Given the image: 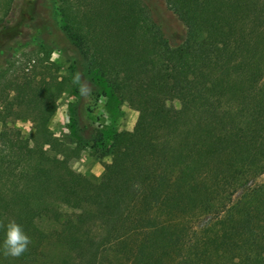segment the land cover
<instances>
[{
  "label": "trees",
  "instance_id": "obj_1",
  "mask_svg": "<svg viewBox=\"0 0 264 264\" xmlns=\"http://www.w3.org/2000/svg\"><path fill=\"white\" fill-rule=\"evenodd\" d=\"M163 1L185 28L177 45L148 0H58L62 27L42 19L46 0H24L0 20V55L26 33L79 71L87 63L139 113L95 183L50 129L67 79L7 80L0 241L14 220L31 243L17 258L0 251V264H264V183L251 185L264 175V0ZM86 96L85 119L99 103ZM12 117L34 123L29 139Z\"/></svg>",
  "mask_w": 264,
  "mask_h": 264
},
{
  "label": "rangeland",
  "instance_id": "obj_2",
  "mask_svg": "<svg viewBox=\"0 0 264 264\" xmlns=\"http://www.w3.org/2000/svg\"><path fill=\"white\" fill-rule=\"evenodd\" d=\"M148 1L154 12L159 14L171 43L173 45L181 43L185 36L184 26L167 10L163 0ZM23 2L24 0H0V20L10 22L12 13L18 11ZM46 4L50 5L51 9H47V6L39 8L40 12L41 10L43 12L42 19L46 20L45 15L49 18L51 16L47 22L62 27L56 11L58 0H46ZM29 23V19L23 22ZM9 40L10 36H5L4 42ZM9 46H14V49L11 50ZM9 46L0 55V76L3 73L7 74V79L0 81V90L7 80L23 74L39 75L49 72L51 77L66 78L68 87L57 101V112L50 121V129L68 147L77 149V154L70 161L72 169L95 183L100 182L105 165L112 159L108 149L114 134L132 132L139 113L131 108L125 99L115 95L100 74L90 71L87 63L85 70L79 71L63 53L28 39L26 33ZM77 75L80 77L79 81L74 79ZM82 85L95 90L99 97L97 108L91 114L85 115L86 119L83 118V105L88 98L80 93ZM12 97L13 93L10 94V99ZM170 105L177 109L180 107L179 102ZM1 126L0 123V130ZM8 126L11 130L19 132L24 140L29 139L34 133V123L29 120H17L16 117H12L8 121ZM262 183L264 175L254 180L251 185ZM42 227L47 233L56 229L55 225L48 222Z\"/></svg>",
  "mask_w": 264,
  "mask_h": 264
},
{
  "label": "clouds",
  "instance_id": "obj_3",
  "mask_svg": "<svg viewBox=\"0 0 264 264\" xmlns=\"http://www.w3.org/2000/svg\"><path fill=\"white\" fill-rule=\"evenodd\" d=\"M74 79L79 81V75ZM89 91L87 85H82L80 88L81 95H87ZM30 243L31 239L21 224L12 220L4 226L3 238L0 241V251L4 255L13 258L20 257L28 250Z\"/></svg>",
  "mask_w": 264,
  "mask_h": 264
}]
</instances>
